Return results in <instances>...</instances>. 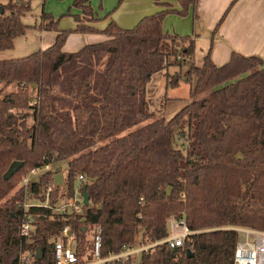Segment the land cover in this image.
<instances>
[{
	"label": "trees",
	"instance_id": "16d2710c",
	"mask_svg": "<svg viewBox=\"0 0 264 264\" xmlns=\"http://www.w3.org/2000/svg\"><path fill=\"white\" fill-rule=\"evenodd\" d=\"M178 1L181 9L155 0L165 8L131 28L115 20L98 28L90 0H75L82 13L74 29H59L58 20L44 11L40 28L56 31L55 42L0 59V264H23L20 257L31 248L43 252L35 264H56L49 239L66 227L75 234L81 260L91 257L88 233L95 225L102 227V256L119 253L138 238L165 239L170 219L185 215L193 231L185 244L175 249L158 244L142 252L138 264H234L236 227L264 230V58L233 52L217 65L210 50L197 65L195 40L163 28L168 14L187 16L198 2ZM0 7L1 51L13 48L31 27L24 22L31 0L1 1ZM73 32L107 38L68 52L64 46ZM184 66L185 72H170ZM160 71L171 87L190 84V102L170 119L149 111L147 85ZM12 83L18 90L6 92ZM230 116L258 119L256 131L235 140L232 155L218 162L206 140L222 142ZM15 160L24 165L4 179ZM58 161H67L66 188H55L53 170L28 187L22 184L35 169ZM79 175L86 178L79 189L89 197L80 213L24 209L26 202L44 201L48 185L53 202L73 196ZM193 185L214 205L216 217L202 219L195 211L188 201ZM25 213L36 217L30 238L21 234Z\"/></svg>",
	"mask_w": 264,
	"mask_h": 264
},
{
	"label": "crops",
	"instance_id": "0c3cea01",
	"mask_svg": "<svg viewBox=\"0 0 264 264\" xmlns=\"http://www.w3.org/2000/svg\"><path fill=\"white\" fill-rule=\"evenodd\" d=\"M127 2L126 0L124 4ZM161 2L171 5L173 8L181 9L178 0H161ZM232 2L233 0H198L195 10H191L187 16L176 13L168 14L163 22L164 31L170 34L191 36L195 40V63L197 65L203 63L210 50L211 57L217 65L228 62L233 52H238L247 57L259 56L264 58V0H237L215 32V28ZM135 3L138 7L135 6ZM130 4L129 10L127 8L123 10L126 11L128 18L126 21L128 27L126 28H130L129 26L132 24L136 25L144 16L154 14L165 8L164 5L156 3L155 0H130ZM95 16L99 17V14L95 12ZM94 24L98 28L106 26V24H99L97 21ZM75 27L76 23L68 29ZM41 30L44 42L40 49H44L55 42L57 32ZM106 38V35L99 32H73L67 38L64 50L68 52L77 51L86 44L99 42ZM187 69V67L183 68V70Z\"/></svg>",
	"mask_w": 264,
	"mask_h": 264
},
{
	"label": "rangeland",
	"instance_id": "374dc122",
	"mask_svg": "<svg viewBox=\"0 0 264 264\" xmlns=\"http://www.w3.org/2000/svg\"><path fill=\"white\" fill-rule=\"evenodd\" d=\"M6 2V0H0V2ZM94 11L99 14L97 22L99 24H108L110 20H115L118 24L128 27V20L126 11L131 8L130 0H127V4H124L126 0H90ZM134 1V0H131ZM75 0H31V11L24 17V22L31 27L28 29L25 35H22L15 39V46L11 49L1 50L0 59H11L26 56L32 52L39 50L43 45L42 30L40 28L43 22V12L50 13L55 20H58L59 29H68L75 25V16L82 13L79 7L74 6ZM135 6L138 7V5ZM123 11V12H122ZM122 13V14H121ZM121 14V15H120ZM117 19V20H116ZM120 23H119V22ZM134 24L130 25L131 28ZM188 66H184L185 68ZM178 67H171L170 72L176 71L185 72ZM18 90V83H12L7 86L6 92H14ZM33 96L36 95V89H31ZM190 84L183 81L178 87H171L167 84L165 71L155 73L151 81L147 85V100L149 103V111L155 112L157 115L165 116L167 119L172 118L178 111H180L188 102H190ZM258 119L247 120L243 118L228 117L227 123L229 130L225 136V139L218 145L214 146V143L206 140L208 147L213 150L212 154L215 161H225L232 155V146L237 139L245 138L248 133L256 131V124ZM182 137H178V145L183 142ZM67 167V161H58L50 164V170L62 171ZM43 169L34 170L29 176L30 181H37L41 177ZM66 178V170L64 171ZM210 176V175H209ZM191 197L188 201L194 204L195 211L202 217V219L211 220L212 217H216L214 205L205 199L202 191L192 186L190 189ZM186 198V197H185ZM187 199V198H186ZM33 201V200H32ZM186 216V215H185ZM184 216V219H186ZM199 219V216H198ZM199 221H202L199 219ZM247 228V227H236ZM252 229V228H251ZM93 231L88 233L90 239H92ZM240 238H244V235L240 233ZM75 244H73V247Z\"/></svg>",
	"mask_w": 264,
	"mask_h": 264
},
{
	"label": "built area",
	"instance_id": "2783aa9c",
	"mask_svg": "<svg viewBox=\"0 0 264 264\" xmlns=\"http://www.w3.org/2000/svg\"><path fill=\"white\" fill-rule=\"evenodd\" d=\"M42 169L44 171L50 170V165L48 164ZM85 181L86 178L84 175H79L78 188H76L74 195L71 197L60 195L54 202L51 196L53 187L48 185L45 190L46 197L44 201L35 199L24 203L23 207L25 210H28L31 206L47 207L58 214L80 213L83 208L84 197L79 189V185ZM31 182L28 177H25L22 184L28 187ZM182 197L185 198L186 195L183 194ZM169 227V235L163 240L147 243L143 242L141 238H138L130 245L124 246L119 253H110L107 256H102V227L95 225L91 230L93 231L91 239L92 246L90 249L91 257L86 256L85 260H81L78 257L75 234L71 232L69 227H66L60 236L51 237L49 241L54 245L56 264H138L142 252L148 251L150 248L165 242L172 249L182 247L185 244L187 236L193 233L184 218L172 217ZM236 229L244 235V238H240L237 243L234 264H264V230L251 228ZM35 232L36 217L32 213H25V218L21 226V234L30 238ZM73 244H75L74 247ZM20 259L23 264H35L37 250L32 248L28 249L22 253Z\"/></svg>",
	"mask_w": 264,
	"mask_h": 264
},
{
	"label": "water",
	"instance_id": "95a60500",
	"mask_svg": "<svg viewBox=\"0 0 264 264\" xmlns=\"http://www.w3.org/2000/svg\"><path fill=\"white\" fill-rule=\"evenodd\" d=\"M3 9L0 7V12H2ZM35 86V85H34ZM24 165L23 161L15 160L11 163L8 170L4 173V179H10L15 173L18 172V170ZM67 169V167L64 168V170L54 173L53 180H54V186L55 188H59L60 186L65 188L66 187V179L64 171ZM86 188V185L84 186V189ZM171 193V189H167V194ZM83 197H84V203L86 204L88 202V195L86 193V190L83 191ZM188 252H191L188 250ZM192 255V254H191ZM43 252L41 249L37 250V259H42Z\"/></svg>",
	"mask_w": 264,
	"mask_h": 264
}]
</instances>
